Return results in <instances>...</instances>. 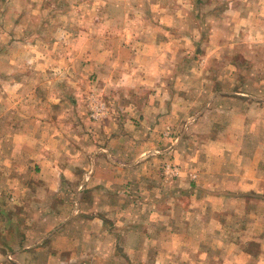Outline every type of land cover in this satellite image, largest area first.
<instances>
[{
    "label": "crops",
    "instance_id": "obj_1",
    "mask_svg": "<svg viewBox=\"0 0 264 264\" xmlns=\"http://www.w3.org/2000/svg\"><path fill=\"white\" fill-rule=\"evenodd\" d=\"M81 2L1 13L0 264H264V73L236 25L191 60L186 1ZM262 12L239 21L259 49Z\"/></svg>",
    "mask_w": 264,
    "mask_h": 264
},
{
    "label": "rangeland",
    "instance_id": "obj_2",
    "mask_svg": "<svg viewBox=\"0 0 264 264\" xmlns=\"http://www.w3.org/2000/svg\"><path fill=\"white\" fill-rule=\"evenodd\" d=\"M67 2V0H58L55 2V0H10L11 7H5V0H0V25L3 23L4 16L1 15L5 9H10L13 11H20L22 7L25 9L28 6V3H31L34 5L33 11H35L36 6H39L41 9L49 8L53 10H59L55 11V13L64 16L63 12L60 10H65L67 8V5L64 4ZM72 6L77 5L78 3H81V0H68ZM188 4L189 11L191 12V15L188 16V30H189V38L190 36L193 37V39H197L194 46L191 45V48L189 49L188 58L193 60H198L197 57H212L215 48L211 46V42L216 39L223 40L224 38H232V31H227V25H236V37H234L235 40V48H230V51L236 55L237 61H240L243 63L244 68L247 71H252V73H256L255 75H259L258 72L264 73V63L260 66L257 64L260 60V58H264V48L259 49L257 47L258 42L261 38L257 34V36L251 35V30H248L247 28L240 26L239 21L241 19H245V11H248L251 16L255 18V20L259 17L257 16L259 11H264V0H204L203 8L200 7L201 0H198V10L196 8H193L192 2L194 0H184ZM195 4V2H194ZM230 4V5H228ZM71 8V6H70ZM233 8L232 11H228V9ZM194 11V12H193ZM195 11H200L199 14L196 16ZM254 12L257 14L255 16ZM51 13V12H49ZM263 13V12H262ZM264 14V13H263ZM34 16H32V20H34ZM65 18V17H64ZM88 19V17H86ZM91 19H94L95 16H92ZM259 22H255V24H258ZM216 26H223L224 30L215 29ZM264 34V33H263ZM0 35H4V31H0ZM3 38V37H2ZM264 38V36H263ZM263 40V39H262ZM255 41V42H254ZM251 44L252 49L249 51V48L247 46ZM245 49H248V51L245 52ZM219 49L216 51L218 52ZM257 52V53H256ZM231 56L233 54H230ZM229 57V56H228ZM251 59V61L248 63V59ZM247 59V60H245ZM202 62V61H201ZM173 71L176 70V72H179V64L176 62V64H173ZM243 72V68L241 69ZM175 80H173L174 83ZM238 82H240V86H243L244 81H237V87L239 86ZM262 82L264 80H257L252 82V87L257 85H264ZM185 85V83H183ZM202 87H205L206 85L201 83ZM173 86V84H172ZM163 168V166H162ZM162 168H161V176L166 179L162 174ZM4 193L0 192V198L2 200V196ZM13 200L18 199L17 195H12ZM13 213V211H12ZM15 228V227H14ZM13 235L17 236V230H14L12 228ZM16 242L12 243V248L15 246ZM0 245L3 246V241H0ZM0 259H2L0 257Z\"/></svg>",
    "mask_w": 264,
    "mask_h": 264
},
{
    "label": "built area",
    "instance_id": "obj_3",
    "mask_svg": "<svg viewBox=\"0 0 264 264\" xmlns=\"http://www.w3.org/2000/svg\"><path fill=\"white\" fill-rule=\"evenodd\" d=\"M98 113L99 112L93 113L92 118L96 119ZM162 171H163L162 174L166 179H174L177 177V174H178L177 168L170 165L169 163H166L163 165Z\"/></svg>",
    "mask_w": 264,
    "mask_h": 264
}]
</instances>
